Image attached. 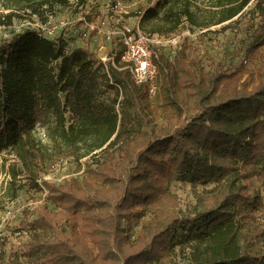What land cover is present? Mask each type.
<instances>
[{
	"label": "trees",
	"instance_id": "trees-1",
	"mask_svg": "<svg viewBox=\"0 0 264 264\" xmlns=\"http://www.w3.org/2000/svg\"><path fill=\"white\" fill-rule=\"evenodd\" d=\"M207 1L159 0L139 25L154 20L147 31L165 36L187 25L226 29L252 0ZM0 3V26H10L34 16L47 23L70 0ZM256 7L262 22L234 65L206 71L183 45L173 59L154 48L162 122L153 118L148 87L120 63L121 42L113 41L103 62L88 47L69 51L65 39L34 28L0 40V152L20 162L9 166L4 194L17 198L23 174L58 206L27 207L30 240L23 251L0 253V264H168L178 245L189 249V264H264L263 195L249 193L253 177L264 180V67L246 66L264 46V1ZM89 156L97 166L85 185L42 176L51 165ZM176 176L191 183L196 199L185 213L169 190ZM148 210L151 221L131 239L134 220Z\"/></svg>",
	"mask_w": 264,
	"mask_h": 264
},
{
	"label": "rangeland",
	"instance_id": "rangeland-1",
	"mask_svg": "<svg viewBox=\"0 0 264 264\" xmlns=\"http://www.w3.org/2000/svg\"><path fill=\"white\" fill-rule=\"evenodd\" d=\"M158 1L86 0L84 3H80L78 0H70L66 6H57L54 14L50 15L49 21L46 23L48 25V28L46 25V32H48L46 36L54 40L65 39L69 51L78 46L88 47L95 53L98 60L104 62V59L107 61L110 58L113 41L118 47L120 46L118 32L122 29L123 23L139 24V19L147 9L158 8ZM204 3L209 4L207 0ZM257 3L258 0H252L226 29H223V25L226 23L212 26L209 29H199L187 25L179 31L182 34L181 45L187 48L191 59L197 57L203 60L206 71L214 70L218 65L229 67L236 64L242 56V47L250 41L255 29L262 22L263 17L257 10ZM2 12H4V8L0 3V13ZM30 19L28 17L26 19L18 18L10 26H0V40L12 36L14 32L29 28L28 25L32 21ZM154 25V20H150L144 29L151 31ZM246 66L250 70L264 67V46L252 59L248 60ZM248 86H250L249 83ZM159 94H161V83ZM159 94L156 97L149 95V98L154 120L162 122L166 106ZM108 95L107 91L103 92V99L107 100ZM1 131H5L4 126L1 127ZM36 131L44 136L45 131L39 126H36ZM95 158L96 156H89L77 160L70 157L61 163L51 165L48 172L42 176L57 185L75 177L81 185H85V179L90 175V169L97 166ZM11 164L20 165V162L14 154L5 149L2 150L0 152V253L5 257L13 255L16 251H23L30 240L33 227L23 223L24 210L27 207L45 204L51 209H58L56 204L46 198L48 189L43 186V191L36 190L31 184H28L27 178L23 174L19 175V178H22L23 186L18 191L17 198L9 199L4 191L9 184V166ZM179 177L176 176L171 180L169 190L178 195L180 207L185 213L194 206L196 199L191 190V183L183 181ZM39 183L42 184L41 180ZM213 185L208 184L207 186L212 187ZM202 188L203 186L199 187L200 190ZM258 189L262 191L264 201V180L261 181L257 177H253L252 186L249 188L250 195L254 196V192ZM258 217L264 221V209L258 213ZM151 218L152 211L148 210L141 219L134 220V227L129 231L131 239L136 238L140 228L149 223ZM182 248V245L177 246V253L168 264H189V249L186 247L183 250Z\"/></svg>",
	"mask_w": 264,
	"mask_h": 264
},
{
	"label": "built area",
	"instance_id": "built-area-1",
	"mask_svg": "<svg viewBox=\"0 0 264 264\" xmlns=\"http://www.w3.org/2000/svg\"><path fill=\"white\" fill-rule=\"evenodd\" d=\"M30 20L32 21L28 25L29 28H34L40 34L46 36L48 25L37 18ZM118 34L120 35V42L126 47L120 63L130 72L132 79L137 84L146 85L150 96L156 97L160 92V77L158 66L153 60L154 48H163L168 56L173 59L181 48L182 34L176 32L170 36H165L151 33L141 28L139 24L126 22L123 23L122 29Z\"/></svg>",
	"mask_w": 264,
	"mask_h": 264
}]
</instances>
